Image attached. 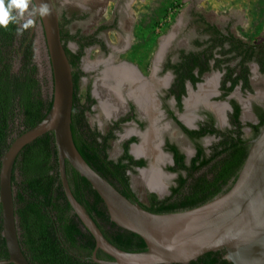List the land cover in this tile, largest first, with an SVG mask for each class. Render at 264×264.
Masks as SVG:
<instances>
[{
    "label": "trees",
    "instance_id": "1",
    "mask_svg": "<svg viewBox=\"0 0 264 264\" xmlns=\"http://www.w3.org/2000/svg\"><path fill=\"white\" fill-rule=\"evenodd\" d=\"M19 27L18 24H10L7 29L0 28V163L4 151L15 136L40 121L48 112L53 99L51 86L50 89L45 88L46 78L40 75L35 61L31 26L27 29L21 28L18 33ZM60 31L73 69L74 94L70 122L72 139L79 153L94 170L125 197L156 213L198 206L231 187L249 149V144L242 137L239 128L233 135L219 133L221 139L210 146L211 152L208 156L203 155L200 145L197 146L196 154L188 164L184 163V154L174 145H170L175 150L177 163L170 169L179 171L183 169L185 173L179 172L177 184L171 187L170 194L160 198L149 192L146 202L139 200L130 186V175L127 173L128 170L133 171L135 164L144 163L143 160H135L127 154L128 142L134 137L123 144L124 152L119 158H110L109 140L115 136L112 130L103 134L96 126L88 123L86 111L90 106L80 103L77 94L79 79L84 75L79 68V55L70 52L66 41L68 34L64 33L62 28ZM187 59L188 69L176 70L180 84H183L185 77H193L194 80L198 78L192 73V68L197 64L199 57L189 55ZM206 59L207 57L205 61ZM202 69L205 67H200L199 73ZM51 77L52 73L50 80ZM245 83L249 85L246 81ZM233 85L234 83L229 89ZM183 90L180 89L182 92ZM85 98L89 103L94 102L88 91ZM233 104L235 115H231L232 123L239 126L237 115L239 107L236 103ZM263 124L264 113L259 115L257 123L248 122L252 128L250 138L259 132ZM183 128L190 135L196 132L199 134L216 132L211 125L199 130ZM125 159L127 160L124 161ZM65 170L72 194L110 243L129 252L146 250V244L138 234L110 220L99 194L67 161ZM11 183L19 242L30 264H101L92 259V252L95 249L93 235L74 213L64 194L52 131L43 133L21 148L13 163ZM225 254V249L219 248L187 263L169 264H233ZM96 257L112 259L101 248H97ZM7 258L0 206V259Z\"/></svg>",
    "mask_w": 264,
    "mask_h": 264
},
{
    "label": "water",
    "instance_id": "2",
    "mask_svg": "<svg viewBox=\"0 0 264 264\" xmlns=\"http://www.w3.org/2000/svg\"><path fill=\"white\" fill-rule=\"evenodd\" d=\"M39 5L42 0H35ZM51 12L39 17L48 50L52 80V104L35 125L15 136L0 163V206L2 235L8 252L0 264H30L20 242L15 215L11 172L21 148L47 131L54 134L58 171L64 194L72 210L95 239L92 259L101 264L187 263L202 254L224 248L233 264H264V124L248 140L249 149L231 187L213 199L188 209L156 213L125 197L94 170L77 150L70 122L74 83L72 65L60 31L58 12L52 0ZM67 161L85 177L103 200L111 221L138 234L146 250L129 252L110 243L96 227L71 192ZM97 248L112 259L96 257Z\"/></svg>",
    "mask_w": 264,
    "mask_h": 264
},
{
    "label": "flooded vegetation",
    "instance_id": "3",
    "mask_svg": "<svg viewBox=\"0 0 264 264\" xmlns=\"http://www.w3.org/2000/svg\"><path fill=\"white\" fill-rule=\"evenodd\" d=\"M262 1L263 0H260V2ZM249 4L248 1H245L244 5H241V13L236 11L235 16L230 15V18L226 17L227 21L222 24V27H219L217 23H209L203 18L196 16L197 21L200 22L202 26L191 39L190 44L192 47L186 48L169 43L168 46L164 48V52L158 50L155 60L151 59L149 62L151 75L149 74L145 78L138 75L136 72L140 71V64L122 56L124 52L130 49L133 36L131 31H127L125 28L123 31L121 30V27L119 26L121 17L118 7L116 10L114 9L113 18L110 21L106 20L105 23L97 25L96 29L91 34L81 36L79 34L70 35V32L67 33L69 35V37L67 35L66 40L67 47L69 48L68 42L71 38L75 43V49L73 50L69 48V50L71 53L79 55V68L84 72V75H82L80 79L87 75L81 67L83 53L88 46H94L97 47L103 55L104 62L101 63L102 66L105 67L106 65L107 67L110 65L115 68H131L139 79L147 86L146 95H148L151 102H153L151 108L153 114L146 113L143 106L139 105L140 103L136 101V97L128 93V89L126 88L128 85L126 83L124 84L125 86L122 85V88L120 89L121 91H125L126 94L123 104L119 107V110H121L119 115L123 116L118 119L120 121L116 120L113 122V124L117 126L120 123L132 121V123L137 126L138 134L128 137V139L131 137H134V139L128 142L126 149L127 154L131 155L133 159L143 160L144 163L135 164L133 166V171H127L129 175L131 172H136L139 169H144V171L148 170V168L153 165L150 164L151 161L157 162V160H159L165 162L163 172L165 171L164 173L169 175L167 177H171L170 182L168 181V183L161 186V188L154 187L152 190L147 191L145 194L146 200H148L149 192L155 193L160 198L170 194L171 187L177 184L179 172L182 174L185 173V170L183 169L180 171L170 169L171 166L177 165L175 160V150L171 148L170 145H174L180 153L184 154V163L188 164L190 159L196 154L197 146L199 145L202 147L203 155H210V146L221 139L219 133H229L233 135L237 131V128H239L241 135L246 139V142L251 139L252 128L248 125V122L257 123L259 121V115H263L264 113V99L251 97V100L245 101V95L252 94V79L256 75L254 72L257 74H264V26L261 27L262 30L258 36L256 35L257 29L255 30L254 36H256L257 39L252 41H248L249 38L247 39L245 36L238 35V33L234 32L232 29L233 26L236 27V25L239 26L246 23V21H249ZM237 6L238 5H231V7ZM255 16L256 14L253 18ZM107 29L119 31L120 34H117V42H112L105 37L103 31H106ZM216 30L218 32H216ZM64 36L66 38V35ZM81 43H84V45H81ZM248 53H250V56H248ZM118 55L124 57V59L116 60L115 57H118ZM189 55H196L199 57V60L196 61L197 64L192 68V73L198 78L194 80L193 77H185L182 82L183 84H180L179 80H177L178 75L176 70L184 71L188 69L187 58ZM206 57L207 59L205 61ZM202 66L205 67V69H202V72L199 73L200 67ZM210 79L213 81L211 86L207 84ZM245 81L249 85H247ZM233 83L234 85L229 89ZM205 86L210 87L208 91L209 93L207 92L204 96H199L201 88ZM181 88L184 89L183 92L180 91ZM88 92L94 99V102L89 103L86 101L85 93L84 104L89 105V110H92L93 105L97 101L96 98L93 97L91 91L88 90ZM77 94L79 93L77 92ZM233 103H236L239 107L237 114L240 121L239 126L232 123L231 115H235ZM217 104L222 107L221 112H218L215 108L214 105ZM246 108L249 113L255 117V121H243V116L246 115L244 113ZM125 111L127 113H125ZM124 115L126 116L124 117ZM140 115H163V118L169 121L174 128L168 130L169 133H165L162 143L157 147L154 145L156 139L155 135L154 141L147 144V146H149L146 147L144 152L136 153L133 150V147L140 146L141 143L143 145V134L150 130L152 127L151 125L154 124L151 121V125H149L150 122H146V120L142 119ZM185 115H188V119H185ZM191 115L192 119H189ZM206 125H211L216 132H207L204 134L196 132L190 135L189 132L183 128L185 127L188 130H199ZM245 128L249 130L248 135H245L244 133ZM155 133L157 132L155 131ZM207 137L212 138V140L207 142ZM183 138L186 142L188 141L191 148V154L189 157L185 149V144L182 143ZM128 139H126L123 144ZM132 143L135 145L132 146ZM155 151L157 154L161 155V157L156 158ZM123 152L124 147L122 145L121 155ZM126 160L127 159L124 161ZM130 186L135 192L131 184V178ZM158 191H161L164 194H160Z\"/></svg>",
    "mask_w": 264,
    "mask_h": 264
},
{
    "label": "rangeland",
    "instance_id": "4",
    "mask_svg": "<svg viewBox=\"0 0 264 264\" xmlns=\"http://www.w3.org/2000/svg\"><path fill=\"white\" fill-rule=\"evenodd\" d=\"M52 1L58 12L59 23L61 25L60 27L64 33L70 32V35L79 34L81 36H85L87 34H91L96 29L97 25L105 23L106 20L110 21L113 18L114 11L118 7L121 17L119 21L121 30L123 31L124 28L127 31L129 30L132 32L133 36L130 49L124 52L122 56L140 64V71L136 72L144 78L149 74L151 75L149 62L151 59L155 60L158 50L160 52H164V48L167 47L169 43L186 48L192 47L190 44L191 39L196 35L199 28L202 26V24L197 21L196 16L203 18L209 23H217L219 27H222V24L227 21V18H230V15L235 16L236 11L241 13V5H244L245 1H248L250 3V13H248L249 21H246V23L239 26L236 25V27L233 26V31L238 33L240 36H245L247 39L249 38L248 41H252L257 39L256 36H254L255 30L257 29L256 35L258 36L262 30L261 27L264 26V7H262L264 6V0L262 2H260V0H221L219 3L222 6L220 7L217 5L219 4L218 0H209V2L208 0ZM231 5L238 6L231 7ZM255 10L257 17L255 16L253 18ZM27 18L29 17L26 14L25 19ZM37 19L38 18L36 17L33 18L34 22L30 28L34 41L35 61L38 64L40 75L46 78L45 88L50 89L49 78L51 71L48 62V54L42 26L39 20L36 21ZM103 33L105 34V37L110 39L112 42H117V34H120L119 31L108 29L103 31ZM68 46L73 50L75 49V43L71 40V38L68 42ZM122 56L118 55L115 59H124ZM102 62H104L103 55L99 49L94 46H88L83 53L81 63V67L87 75L83 76L79 81L78 95L80 103H84V95L88 90L91 91L93 97L96 98L97 102L93 105L92 110L86 112L87 121L91 126H96L103 134L112 130L115 137L110 138L109 140L110 146L108 153L110 158L117 159L122 153L123 142L128 139L129 136L138 134V130L137 126L134 125L132 121L120 123L117 126L113 124L116 120L120 121L118 119L123 116L119 115L121 112L119 107L123 104L126 94L125 91L121 90L114 92L109 87H105L101 84L103 77L107 79L105 76L106 65L105 67L102 66ZM254 74H256L257 77L255 75L256 78L254 77L252 79V94L245 95V101H249L254 97L264 99V74H257L255 72ZM139 93L140 97L142 94L143 97H145L146 89L142 90V92H138V94ZM136 101H138L137 98ZM104 105L106 108H104ZM125 113L127 112L125 111ZM244 113L246 114L243 116L244 122L255 121V117L249 113L247 108L244 110ZM125 116L126 115H124V117ZM140 116L142 119L146 120V122H150L149 125H151V121L154 122L151 126H153L154 130L157 132L154 142L156 147L162 143L165 133H169L168 130L174 128L169 121L163 118V115H154L153 119H150L149 115ZM189 119H192V115ZM244 133L245 135H248L249 130L245 128ZM211 140L212 138L207 137V142ZM182 143L185 144V149L189 157L191 154L190 145L184 138ZM131 145L133 146L135 144L132 143ZM155 162L151 161L150 164H153L152 166H154V168L162 174L164 178L163 185H165L168 181L170 182L171 178L167 177L169 175L164 173L165 171L163 172L165 162L158 160L156 163ZM143 171L144 169H139L136 172H131L130 178L132 187L137 196L142 202H146V192L152 190L154 187L150 186L148 181L144 179L143 174L141 173ZM158 192L160 194H164L161 191Z\"/></svg>",
    "mask_w": 264,
    "mask_h": 264
},
{
    "label": "bare ground",
    "instance_id": "5",
    "mask_svg": "<svg viewBox=\"0 0 264 264\" xmlns=\"http://www.w3.org/2000/svg\"><path fill=\"white\" fill-rule=\"evenodd\" d=\"M36 17L38 18V16H36ZM46 49H47V46H46ZM47 54H48V50H47ZM48 62H49V65H50L49 56H48ZM50 71H51V69H50ZM105 73H106L105 76H106L107 79H105L103 77L102 81L100 80L101 84L103 86L109 87L114 92H118L122 88V85L127 83L128 87H126V88L128 89V93L132 94L133 96H135L137 98L138 102L140 103L141 106H143V108L145 109L146 113H149V114L152 113V109L151 108L153 106V102H151V99L149 98V96L145 94V97H143V94H142V96L140 97L139 96L140 93L138 94V92H142V90L146 89L147 86H146V84L144 82H142L139 79V77L136 75V73L133 71V69L127 68V67L115 68L113 66L108 65L106 67V69H105ZM212 82H213L212 79H210L207 84L211 86ZM148 85H149V83H148ZM209 88H210L209 86L202 87L201 91L199 92V96H204V94H206L209 91ZM214 106H215V108L217 109L218 112H221L222 107L220 105L217 104V105H214ZM104 108H106L105 105H104ZM108 111H109V109H108ZM111 112H112V110H111ZM149 117H150V119H153L154 115H149ZM185 119H188L187 116H185ZM143 135H144V137H143V145L141 143L140 146L133 147V150L136 153L144 152L146 147L149 146V145L147 146V144L149 142H153L154 141V137H155L156 133L153 130V126L151 127L150 130H148ZM154 153L156 155V158L157 157H161V155L157 154L156 151ZM142 173H143L144 179H146L148 181V183L150 185H152L153 187L161 188V186H163V182H164L163 176L161 175V173L158 170H156V168H154V166H151L148 170H145Z\"/></svg>",
    "mask_w": 264,
    "mask_h": 264
},
{
    "label": "clouds",
    "instance_id": "6",
    "mask_svg": "<svg viewBox=\"0 0 264 264\" xmlns=\"http://www.w3.org/2000/svg\"><path fill=\"white\" fill-rule=\"evenodd\" d=\"M50 12L46 0H42L39 5L35 0H0V28L7 29L10 24H18L19 33L21 28L27 29L33 24L34 17H46ZM26 14L29 17L27 19H25Z\"/></svg>",
    "mask_w": 264,
    "mask_h": 264
},
{
    "label": "crops",
    "instance_id": "7",
    "mask_svg": "<svg viewBox=\"0 0 264 264\" xmlns=\"http://www.w3.org/2000/svg\"><path fill=\"white\" fill-rule=\"evenodd\" d=\"M220 1H221V0H218V3H219ZM208 2H209V0H208ZM217 5H219V7L222 6L220 3L217 4ZM217 5H216V7H217ZM255 14H256V10H255ZM255 14H254V15H255Z\"/></svg>",
    "mask_w": 264,
    "mask_h": 264
}]
</instances>
